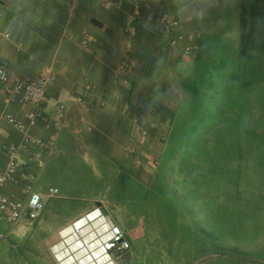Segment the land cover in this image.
Returning a JSON list of instances; mask_svg holds the SVG:
<instances>
[{
    "label": "crops",
    "instance_id": "crops-1",
    "mask_svg": "<svg viewBox=\"0 0 264 264\" xmlns=\"http://www.w3.org/2000/svg\"><path fill=\"white\" fill-rule=\"evenodd\" d=\"M81 1L84 0H70L68 6H71V9H67L65 7L67 0H0V66L8 70L12 79L38 75H47L49 78L45 90L46 101L42 108L44 116L26 130L12 125L4 116L11 114L24 118L25 113L35 109V106L21 104L18 98H10L0 82V174L6 170L8 164L5 149L7 144L18 143L27 134L44 140L55 136L54 145L48 153L36 144L28 145L20 153L19 158L23 164L16 178L17 181L6 180L0 185V192L10 199L25 198L24 189L27 185L37 190L36 185L39 181L41 182L40 176L45 164L52 154L58 153L55 148L61 133L68 132L71 126H75L74 132L79 133L77 138H81L80 133L85 131L87 134L85 140L91 151L95 153L96 150L100 151L103 156L121 165L134 177H138L139 167L134 166L132 156L126 153L128 140L134 135V128L136 130V119L133 118L131 123L129 117L123 114L122 106L129 101L130 91L133 93L139 86L143 87L139 82H145L148 76L153 78L147 83L148 88L143 97L148 101L152 96L157 98L156 95L161 94L160 90H157L154 95L152 94L154 90L151 88L153 85L166 81L167 71L161 68L162 72L151 76L150 69L139 70L136 66L138 65L137 60L133 58L136 61L132 62V57H135L133 52L137 51L136 54L145 61L154 58L160 60V65H165L164 60H161V53L168 48L160 42V31L155 33V30H159L158 22L149 18V12L143 7V4L148 3L149 0H137L141 2L139 5L141 12H131L127 26L129 23L133 25L135 23L136 26L125 29L129 32L127 37H123L125 42L122 39L121 29L129 12H84ZM102 1L104 8L117 10L120 9L116 5L118 2H121V6L128 3L133 8L135 0H113L116 3L109 7L104 3L107 0ZM150 1H152L154 10L158 12L165 8L164 3L167 0ZM175 1L173 0L174 9L172 8L171 14L177 17V11L180 8H177V1ZM142 21L149 23L148 28L153 30H148L150 35L146 37L147 41L145 45L142 44L143 50L139 54V45L133 37L141 27L146 26L141 24ZM84 37L87 38L85 44H83ZM127 38L129 40H126ZM131 40L133 47L131 51H127L126 43ZM124 56H129L132 62L130 74L135 83L131 86L124 85L114 74L116 66ZM182 57L178 60L180 65ZM162 74L165 76L163 79ZM76 96H81L83 102H77ZM59 103L64 104V116L60 119L69 121V123L61 132L54 135L53 123L58 119ZM130 104L133 105L132 102ZM163 105V109L167 110V105L164 103ZM81 117L84 118L82 123L72 125L74 119ZM152 125L155 127V124ZM164 127L165 115L164 120L161 121L163 130L166 128ZM144 144L145 141L140 145ZM50 187L53 186L49 185L47 190ZM53 195L48 192V196ZM23 212L26 210L24 209ZM100 213L103 217L99 216ZM107 215L108 210L103 202L102 206L96 205L86 214L76 217L73 223L77 224L75 227L79 228V231L77 234L71 233L76 237L69 235L70 239L64 240L62 237L58 241H61L59 246L62 249H59L62 254L65 253L62 251L63 246L68 243L71 247L80 245L78 247L80 249L74 248L76 249L75 254L62 261L61 264H101L106 261L109 255L101 256L93 261L97 255L102 254L97 243L99 241L94 240L93 234L89 231L82 233L80 227L89 225V229L94 230L95 226L86 222L93 221L97 217L103 221ZM20 217L15 222H9L3 215H0V264H31L28 256L19 249L20 242L25 237L22 228H18L17 225ZM53 245L55 244L51 246ZM53 250L58 257V249ZM54 264H56L55 261Z\"/></svg>",
    "mask_w": 264,
    "mask_h": 264
},
{
    "label": "trees",
    "instance_id": "trees-1",
    "mask_svg": "<svg viewBox=\"0 0 264 264\" xmlns=\"http://www.w3.org/2000/svg\"><path fill=\"white\" fill-rule=\"evenodd\" d=\"M192 3L199 37L187 66L173 70L183 96L167 109L150 181L102 154L98 164L108 160L145 192L167 196L173 183L201 203L209 239L222 244L218 264H264V0Z\"/></svg>",
    "mask_w": 264,
    "mask_h": 264
},
{
    "label": "rangeland",
    "instance_id": "rangeland-1",
    "mask_svg": "<svg viewBox=\"0 0 264 264\" xmlns=\"http://www.w3.org/2000/svg\"><path fill=\"white\" fill-rule=\"evenodd\" d=\"M69 1L67 0L65 4L67 9H71V6H68ZM176 1L177 8H180L177 11V18L180 19L181 30H184L185 33L183 40L178 45L170 47L164 39V35L159 32L160 42L168 48L161 53V60H164L165 65H160V60H155L153 57L152 60L146 59L145 61L136 54L137 51L133 52L135 57H132V60L133 58L137 60L138 65H135L138 66V69L142 71L144 68L150 69L151 76L162 72L161 68L167 71L166 81L153 85L151 88L154 90L152 94L155 95L157 90H160L161 94L156 95L157 98L152 96L149 101L143 97L148 88L147 83L151 82V78H153L148 76L145 82H139L143 85V87H138L139 91L134 90L133 93L130 91L128 100L133 105L128 101L126 105L122 106L123 114L129 117L131 123L133 118L137 119L138 117V121L135 122L136 130L134 128L133 134L136 135L139 130L137 125H141L149 133L145 144L139 146L140 153L146 152L141 154L145 160L148 157L159 159L158 155L164 147L161 138L166 132L169 111L163 109V103L167 105L166 107H174V103L183 96L173 70L176 62L183 56L182 47L189 40L188 34L194 27L197 11L192 0ZM189 1L190 3H188ZM201 1L204 2V5L208 2V0ZM102 2V0L81 1L84 12H129L121 29L122 39L127 37L129 32L125 29L135 25V23L134 25L129 23L127 26V23L130 22V14L131 12H141L139 7L141 2L135 0L133 8L128 3L121 6V2H118L116 5L120 9L117 10L104 8ZM148 2L152 3L150 0ZM164 4H166L165 8L158 12L167 11L171 14L172 8L174 9L173 0H167ZM141 24L146 26L141 27L134 36L135 38L133 37L136 44L139 45V54L143 50L142 44L145 45V41H147L146 37L150 35L148 30H153L148 28L149 23L142 21ZM157 31H160V28L155 30V33ZM187 64L188 58L185 57L182 59L181 67L184 68ZM132 83H135L133 79L129 86ZM135 87L137 88V86ZM164 115L167 119H165V129L163 130L161 121L164 120ZM152 124H155V127ZM157 127L159 128L157 129ZM74 129L75 126H71L68 132L61 133L55 148L58 153L52 154L47 161L40 176L41 182L39 181L36 185V191L42 195L45 203L42 214L37 219L30 220L26 212H23L17 223L18 228H22L25 235L23 241L20 242L19 249L28 256L31 264H54V261L56 264H61L62 261L75 254L76 249L68 243L63 246L62 251L65 252L63 256L60 251L62 248L59 246L61 241L58 240H61L62 237L67 240L70 239L69 235L74 236L71 233L74 232L77 224L73 221L76 217L93 209L96 198L105 203L108 215L103 221L97 217L86 223H92L91 226L102 231L103 227L107 226L105 221L111 220L123 228L130 242V248L118 257L119 264H218L222 262L221 241L214 242L209 239V234L211 233L213 236V231L208 229L201 203L197 204L196 201L187 198L184 191L178 190L173 183L169 185L170 190L167 196H162L159 192L153 193L150 190L145 192L142 188H137L135 180L139 179L148 183L152 177L155 166L149 164L148 161L139 167L137 179L132 176L118 177L117 173L119 174L121 169L115 167L113 169L108 160H102L105 162V168H101L98 160L103 155L98 150L96 153L91 151L85 140L87 137L85 131L80 133L82 134L81 138H77L79 133L74 132ZM81 160L86 166L82 165ZM170 172L172 173L169 176L171 180V177L176 176V169L170 170ZM81 177L84 178L82 183L79 181ZM49 185L57 188V193L53 196H48L47 187ZM89 228V225H83L80 231L87 233ZM229 243L232 245L233 242ZM52 244L55 245L52 247ZM53 249H58L59 258Z\"/></svg>",
    "mask_w": 264,
    "mask_h": 264
},
{
    "label": "built area",
    "instance_id": "built-area-1",
    "mask_svg": "<svg viewBox=\"0 0 264 264\" xmlns=\"http://www.w3.org/2000/svg\"><path fill=\"white\" fill-rule=\"evenodd\" d=\"M116 2L113 0H107L105 5L107 7L114 5ZM143 7L149 12V18L154 19L158 22L160 32L164 35V39L168 42L170 47L178 45V43L183 40L184 30H181L180 19L175 15L168 13L167 11L156 12L154 6L151 3H144ZM1 15V14H0ZM8 35V34H7ZM6 35V36H7ZM189 40L182 47V55L189 56L191 51L196 47L197 39L199 37V32L193 29L189 31ZM87 42V38L84 37L83 44ZM133 47V42L128 41L126 43V50L131 51ZM132 62L129 56H124L115 68L114 74L117 78L121 80L124 85H130L131 83V66ZM11 75L4 68L0 66V82L4 86L6 94L14 99L18 98L21 104H32L35 109L27 111L24 118H19L11 114H7L4 118L16 126L19 129L26 130L29 126H33L35 122L43 118V105L46 101L45 90L48 83L47 75H38L35 77L18 78L15 77L11 82ZM76 100L79 103L83 102L81 96H76ZM58 119L53 123V134L61 132L69 123L65 120L63 121L64 104L59 103L58 105ZM84 121V118L74 119L72 125H78ZM138 121V117L136 119ZM139 130H137L136 135L129 138L127 144V152L133 158V164L135 167H141L145 162L148 161L149 164L155 166L158 162L157 158L148 157L147 160L139 153L140 144L149 138L148 131L141 125H137ZM1 132V128H0ZM55 136H52L48 140H44L40 137H35L32 135H25L24 138L18 143H10L5 146L8 155V164L6 170L0 174V185L6 181H17V176L21 170L23 162H21L19 155L24 151L28 145L36 144L40 146L45 153H48L54 145ZM33 178V176H30ZM50 195L57 193V188L50 187L48 189ZM25 198L22 199H10L8 196L0 192V215H3L9 222H15L22 214L23 210H26V215L28 219H37L45 208V203L39 192L32 189L30 185L25 186L24 189ZM101 211V210H99ZM102 212V211H101ZM99 213V212H98ZM101 217L103 215L100 213ZM107 226L103 227L104 230L99 231L94 229L95 238L94 240L99 241V248L101 253L97 255L94 260H97L101 256H112L117 262L118 257L124 252L128 251L130 248V242L125 235V231L116 223L111 220L105 221ZM81 228V227H80ZM102 229V228H101ZM79 228L74 229V234H77ZM108 236V237H107ZM91 243V242H90ZM89 244V243H88ZM97 264V263H94ZM101 264H105L102 262Z\"/></svg>",
    "mask_w": 264,
    "mask_h": 264
},
{
    "label": "clouds",
    "instance_id": "clouds-1",
    "mask_svg": "<svg viewBox=\"0 0 264 264\" xmlns=\"http://www.w3.org/2000/svg\"><path fill=\"white\" fill-rule=\"evenodd\" d=\"M105 264H119L112 256L106 258Z\"/></svg>",
    "mask_w": 264,
    "mask_h": 264
},
{
    "label": "bare ground",
    "instance_id": "bare-ground-1",
    "mask_svg": "<svg viewBox=\"0 0 264 264\" xmlns=\"http://www.w3.org/2000/svg\"><path fill=\"white\" fill-rule=\"evenodd\" d=\"M88 231L89 232H91L92 234H93V236H94V238H95V232H94V230H92V229H88ZM74 237V236H73ZM76 237V236H75ZM108 237V236H107ZM98 243V242H97ZM80 245H76V246H74V247H72V248H78ZM92 246V245H91ZM78 249H80V248H78ZM77 249V250H78ZM101 250V249H100ZM96 253V252H95ZM99 253V252H98Z\"/></svg>",
    "mask_w": 264,
    "mask_h": 264
}]
</instances>
